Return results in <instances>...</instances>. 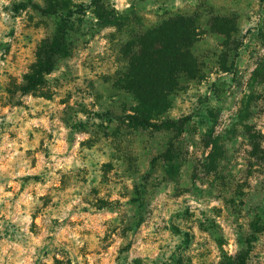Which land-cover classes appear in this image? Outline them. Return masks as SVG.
Listing matches in <instances>:
<instances>
[{"label":"rangeland","instance_id":"1","mask_svg":"<svg viewBox=\"0 0 264 264\" xmlns=\"http://www.w3.org/2000/svg\"><path fill=\"white\" fill-rule=\"evenodd\" d=\"M114 2L0 6V264H264V0ZM160 41L190 72L135 124L131 61Z\"/></svg>","mask_w":264,"mask_h":264},{"label":"trees","instance_id":"2","mask_svg":"<svg viewBox=\"0 0 264 264\" xmlns=\"http://www.w3.org/2000/svg\"><path fill=\"white\" fill-rule=\"evenodd\" d=\"M109 22L113 23V20ZM62 42L58 36L42 42L36 52L35 62L24 76L21 92H38L44 87V76L53 71L57 59L65 54ZM160 43L162 47L154 49V46H150V51L145 50L147 46L143 47L139 50L138 56L131 61L130 70H141V75L137 73L134 77L132 73L127 75L128 87L139 106H142L136 109L134 114L127 116L128 120L135 124L145 125V120L149 119L152 111L160 106L164 107L166 93L177 85L178 70L190 72L191 62L179 53L177 44L165 41ZM100 115L111 118L108 112ZM188 120L189 116H184L178 121L180 131Z\"/></svg>","mask_w":264,"mask_h":264},{"label":"clouds","instance_id":"3","mask_svg":"<svg viewBox=\"0 0 264 264\" xmlns=\"http://www.w3.org/2000/svg\"><path fill=\"white\" fill-rule=\"evenodd\" d=\"M9 0H0V6H7ZM36 3H39L40 0H35ZM117 14H123L125 12L126 9H129L132 7L131 3L129 2V0H115L114 3H112L111 5ZM174 6L176 8H182L183 7V4L181 3V0H174ZM28 11H31V9H28ZM0 15H4L3 12H0ZM24 14H22L21 17H23ZM89 16L91 17V19L95 22L96 20V17L94 16H91V13H89ZM6 18V17H5ZM256 17L253 16V21H255ZM248 25H246L247 27ZM110 30L112 31H115V28L114 27H110ZM45 33L44 32H41L40 33V37H42ZM133 107H135V105H133ZM130 115L133 114V113H129ZM161 120H163V117H161ZM264 131V130H262ZM237 166L238 167H242L243 166V163L242 161L241 162H238L237 163ZM214 206V205H213ZM232 247V242L229 241L228 244L224 245V248H231ZM213 255H214V259H219V255L218 253L214 250L213 251Z\"/></svg>","mask_w":264,"mask_h":264}]
</instances>
